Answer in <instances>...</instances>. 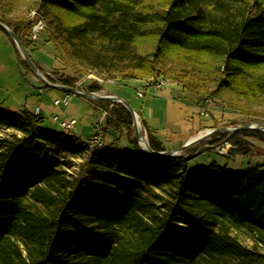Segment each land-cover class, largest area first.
Here are the masks:
<instances>
[{
	"label": "trees",
	"instance_id": "trees-1",
	"mask_svg": "<svg viewBox=\"0 0 264 264\" xmlns=\"http://www.w3.org/2000/svg\"><path fill=\"white\" fill-rule=\"evenodd\" d=\"M36 2L76 76L165 78L177 62L174 81L201 107L227 89L264 106V0ZM76 76L61 85H76ZM88 89L103 86L91 79ZM112 106L128 120L107 115L104 144L94 149L41 114L0 106V129L14 132L0 138V264H264V169L215 163L189 174L190 159L142 152L130 113ZM125 131L120 144L114 136ZM148 134L155 151H166ZM62 155L85 159L84 173L69 175Z\"/></svg>",
	"mask_w": 264,
	"mask_h": 264
},
{
	"label": "rangeland",
	"instance_id": "rangeland-1",
	"mask_svg": "<svg viewBox=\"0 0 264 264\" xmlns=\"http://www.w3.org/2000/svg\"><path fill=\"white\" fill-rule=\"evenodd\" d=\"M1 16H4L14 25L12 28L9 27L11 30L16 29L19 31L20 37L27 44V52L35 63L39 62L36 63L37 66L50 82L62 84L60 83L62 79L76 76L73 71L69 70L57 52L49 32L47 18L39 11L36 0H0V22ZM40 21L45 24V28L39 30L35 39L36 27ZM151 50L150 48L149 51ZM172 70L182 71L183 65L177 62L169 63L163 74L168 84L161 91H168L169 87L179 91L182 90L181 85L174 81ZM49 77L53 80H50ZM76 77L83 78L82 76ZM152 78L157 77L144 79V82L147 84ZM101 80V82H98L100 85L110 81L103 78ZM90 82L91 78L88 80V83ZM112 85L130 93L129 104L134 110H140L143 103L152 97V92H157L149 89L146 98H139L135 94L137 86L133 83L129 84L124 83L122 80H116ZM141 90L139 89V91ZM96 92L106 94L101 93V91ZM64 95L65 92L61 90L47 87L37 75L26 67L25 60L17 45L8 33L0 27V106L18 113L26 109L34 112L35 108L39 106L44 111L43 116L46 118V126L58 132L75 135L84 143L90 140L93 136L94 127L102 120L103 111L94 109L90 105L91 102L97 108L106 111L108 116L128 120L125 110L113 108L111 103L106 101L88 100L89 103L85 102L87 99L83 100L81 97L73 95L68 108L54 106L55 99L63 98ZM204 104V108L208 109L207 113L209 114L205 119L213 118L215 122L214 129H234L250 124L264 126V106L246 103L245 100L236 96L231 89L216 91L215 95L210 97ZM55 115L74 118L77 120V126L73 130L63 129L52 121V117ZM141 130L150 142L148 130H146L142 119ZM126 133L125 131L123 134L114 137H120L118 138L120 144H125ZM13 135L12 130L0 129V138L11 139ZM18 137L22 136L18 134ZM208 139V141L198 143L187 150L186 154L192 156L187 163L189 174L208 168L215 163L233 171H245L250 167L257 166L264 169V131H220ZM64 157L66 156L62 155L60 161H65L66 166L63 168L69 175L77 176L84 173L86 170L85 159ZM90 173L87 172V177L93 176V171ZM235 235L245 247L253 248L254 243L247 236L239 233Z\"/></svg>",
	"mask_w": 264,
	"mask_h": 264
},
{
	"label": "crops",
	"instance_id": "crops-1",
	"mask_svg": "<svg viewBox=\"0 0 264 264\" xmlns=\"http://www.w3.org/2000/svg\"><path fill=\"white\" fill-rule=\"evenodd\" d=\"M80 79L79 81L87 79L83 84L84 89H87V85L89 86L90 84L88 83L89 79L86 76ZM115 81H108L103 85L101 84L103 86V90H101V93L121 97L129 103L131 99L130 93L126 90H122L121 88L113 86L112 84ZM123 82L129 84L133 83L137 86V91H139V89L143 90L145 88V85L147 86L144 80ZM135 94L137 96V92ZM151 95L152 97L145 103H143L141 109L135 111L142 119L146 130L150 131L167 151L180 150L184 145H186L193 139L199 137L200 135L206 133L211 129H214L215 122L213 121V118L209 120L205 119V117L209 115L207 113L208 109L201 107L197 98L183 93L178 89H172L170 87L168 91L160 90L155 93L152 92ZM58 99L61 98H56L55 100ZM86 101L89 102L88 100H85V102ZM90 105L97 111L104 112V110L97 108V106L92 102L90 103ZM111 107H113L112 103ZM37 108L40 107L37 106L34 113H36ZM43 114L44 111L42 110L41 115ZM66 117L69 118L68 116ZM96 127L97 126L94 127L92 135H94ZM208 140L209 139H206L205 141ZM192 146H190L189 148H191ZM189 148L187 150H189ZM187 150L184 151V154H186Z\"/></svg>",
	"mask_w": 264,
	"mask_h": 264
},
{
	"label": "water",
	"instance_id": "water-1",
	"mask_svg": "<svg viewBox=\"0 0 264 264\" xmlns=\"http://www.w3.org/2000/svg\"><path fill=\"white\" fill-rule=\"evenodd\" d=\"M0 27L8 33V35L12 38L14 43L17 45L23 59L26 61L28 66L30 67L31 71L40 78L41 81L44 82L45 85H47L50 88H54L57 90H61L65 93L81 97L83 99L87 100H99V101H106L110 103H119L123 105L128 112L130 113L133 124H134V134L135 139L138 142L140 149L142 152L146 154H150L153 156L158 157H184L186 159H191L192 156H188L184 154V151H186L190 146L194 144L201 143L208 139L209 137L213 136L214 134L220 132V131H230V132H238V131H247V130H255V131H264L263 125H246L239 128L229 129V128H223V129H211L207 131L206 133L200 135L199 137L193 139L186 145H184L180 150L177 151H164V152H157L155 151L149 141L148 138L144 136L142 130H141V118L139 114L131 107V105L122 99L121 97L115 96V95H108V94H99L97 92H92L84 88H80L78 86H65L61 84H53L50 82L45 75L41 72L40 68L37 66V64L32 60L31 56L27 52L23 42L21 39L15 34L13 30H11L7 25L0 22ZM144 141V142H143ZM198 155V154H195Z\"/></svg>",
	"mask_w": 264,
	"mask_h": 264
},
{
	"label": "built area",
	"instance_id": "built-area-1",
	"mask_svg": "<svg viewBox=\"0 0 264 264\" xmlns=\"http://www.w3.org/2000/svg\"><path fill=\"white\" fill-rule=\"evenodd\" d=\"M45 28V24L40 21L38 26L36 27V34H35V39L37 38V34L39 32V30H42ZM88 79L91 78L93 80H96L97 82H101L102 80L98 77H96L95 75H89L87 77ZM87 79L83 80V81H79L76 86L83 88V84L86 82ZM168 84V81L163 78V77H157V78H152L150 80L149 83H147V86L141 90V91H137V96L139 98H145L149 92V89H152L153 91H159L161 89H163L166 85ZM72 96L71 94H65V96L61 99L55 100L54 101V105L56 107H69L72 101ZM36 114H42V110L41 108H37L36 109ZM107 112L104 111L102 114V120L100 121V123H98L94 135L90 138V140L85 143L86 146L89 149H94L96 147H101L104 144V131L103 128L101 126V124L103 123L105 117L107 116ZM52 121L56 124H58L59 127L66 129V130H73L76 125H77V120L76 119H70L67 118L66 116H61V115H55L52 117Z\"/></svg>",
	"mask_w": 264,
	"mask_h": 264
},
{
	"label": "bare ground",
	"instance_id": "bare-ground-1",
	"mask_svg": "<svg viewBox=\"0 0 264 264\" xmlns=\"http://www.w3.org/2000/svg\"><path fill=\"white\" fill-rule=\"evenodd\" d=\"M144 142V141H143Z\"/></svg>",
	"mask_w": 264,
	"mask_h": 264
}]
</instances>
